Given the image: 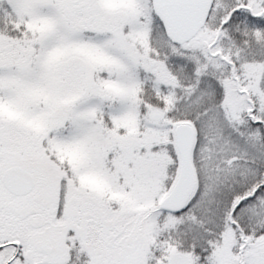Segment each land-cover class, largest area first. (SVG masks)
I'll use <instances>...</instances> for the list:
<instances>
[{
	"label": "snow or ice",
	"instance_id": "snow-or-ice-1",
	"mask_svg": "<svg viewBox=\"0 0 264 264\" xmlns=\"http://www.w3.org/2000/svg\"><path fill=\"white\" fill-rule=\"evenodd\" d=\"M0 264H264V0H0Z\"/></svg>",
	"mask_w": 264,
	"mask_h": 264
}]
</instances>
